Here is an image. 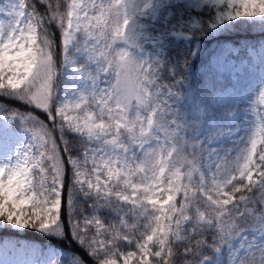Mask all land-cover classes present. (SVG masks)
<instances>
[{
    "label": "snow or ice",
    "instance_id": "obj_1",
    "mask_svg": "<svg viewBox=\"0 0 264 264\" xmlns=\"http://www.w3.org/2000/svg\"><path fill=\"white\" fill-rule=\"evenodd\" d=\"M204 2L215 12L190 22L197 40L225 21L264 17V0ZM150 7L19 0L7 13L14 22L0 23V116L32 136L15 164H0V226L63 231L71 171L68 230L96 264H209L242 231L264 227V60L245 135L234 138L228 126L205 131L214 110L232 119L239 102L229 105L231 94L221 92L209 104L187 86L196 49L159 54L162 33L143 27ZM251 70L241 61L236 75ZM105 209L115 219L105 222ZM248 247L235 264H264V251ZM27 251L35 264H55L43 249Z\"/></svg>",
    "mask_w": 264,
    "mask_h": 264
},
{
    "label": "rangeland",
    "instance_id": "obj_2",
    "mask_svg": "<svg viewBox=\"0 0 264 264\" xmlns=\"http://www.w3.org/2000/svg\"><path fill=\"white\" fill-rule=\"evenodd\" d=\"M150 3L151 7L149 8L147 15L143 18V27L146 30H149L153 23L164 24V29L168 32L170 37L182 40L183 42H189L192 40L189 31L195 29L190 26V22L193 19H200L206 15H213L215 12L214 6L205 3L204 0H150ZM182 7L188 11L184 15L180 12L181 10H184ZM13 8H19V0H0V9L4 10L3 13H0V23L7 26L14 22L13 16L7 15V13L12 11ZM190 10L195 14H191L192 12L190 13ZM173 13H177V20L174 18L172 20ZM241 18L248 20L264 19V17H239L218 24L216 28L211 30L218 31L225 23ZM159 42L160 40L157 41V44ZM156 51L161 54L157 47ZM236 52L237 47L232 43H221L215 48V51L208 59L209 65L214 71H216L213 77L215 80L221 82L223 77L229 76L232 78L235 75L236 68L241 62L236 63L229 57ZM247 56L250 58L249 67L252 71L255 70L256 72L252 73L253 77L250 79L246 93L243 95L230 86H225L216 93V95L221 92L230 93L229 104L233 100L244 101L241 109L238 106L239 111L234 114V118H219L220 122L223 120V126H228L234 129V138L244 136L252 121V116L247 108V104L248 101L252 100L254 94L260 88L262 83L259 75V68L261 61L264 60V41L249 46L247 49ZM242 62L246 64L245 60H242ZM69 72L70 69L65 67V76H68ZM58 96L67 98V94L64 92L63 88L58 90ZM12 122L13 121L6 119L0 120V164H15L23 151L32 143L31 135L23 129L14 128L13 125H11ZM215 122L217 123L218 120H215ZM207 125H210V123L208 122ZM232 142H235V139ZM232 142H228V145L226 144L225 146H230ZM240 143H242V141H240ZM69 174L72 176L71 171H69ZM27 230H32V228L21 229L11 226H0V232H5L8 235L7 239H3V241L0 242V246H3L4 249L3 255H0V260L5 259L8 264H35V261L38 260V258L31 256L27 251L28 247H32L45 250L47 253L51 254L55 262L59 255L62 254L61 248H56L47 243V241H44L46 248L41 247L42 244L39 240L35 241L22 236ZM250 244L259 250L264 251V246H262V244H264V227L261 228V230L250 229L242 231L239 236L231 241L230 245L222 246L219 251H216L209 264H235L236 259H239L246 252L251 251L248 247ZM123 247L125 248V251L133 250L130 249L131 246L129 244H125ZM92 259H94L93 256Z\"/></svg>",
    "mask_w": 264,
    "mask_h": 264
},
{
    "label": "trees",
    "instance_id": "obj_3",
    "mask_svg": "<svg viewBox=\"0 0 264 264\" xmlns=\"http://www.w3.org/2000/svg\"><path fill=\"white\" fill-rule=\"evenodd\" d=\"M38 7H42V5H38ZM182 9L184 8L182 7ZM180 12H182V14L184 15L188 11L184 9ZM189 12H192L191 14H195L191 10ZM177 13H173L172 20L173 18L177 20ZM262 24H264V19L248 20L245 18H241L235 21H230L229 23H225L223 27L218 31H213L210 29L206 35L200 36L198 40L195 36L191 35L192 40L189 42H183L182 40H177L170 37L168 35V32H166L164 29V24L153 23L151 28H149V30L147 31L149 34H151L152 32L162 33V37L158 39L160 40V42L156 47L161 52V54L168 57H180L188 55L192 49H196L195 54L191 58L190 66L187 70V86L196 90L205 100V102L210 104L212 98L216 95V93L225 86H230L237 92L244 95V93H246L247 91V86L250 82V79L253 77L252 73H255L256 71L251 70L250 72L239 77L236 75V73L232 78H230L229 76H225L220 82L213 78L216 71H214V69L209 65V56L215 51V48L219 46V44L232 43L235 47H237V52L231 54L229 58L233 59L236 63L245 60V65L250 66V58H248L247 56V49L249 48V46H253L254 44L256 45L264 41V28L261 27ZM196 31H199V29H191L189 33H193ZM159 44H163L162 49L158 47ZM57 67H60V62H58ZM0 99L4 98L0 97ZM237 101L239 102L238 106L241 109L243 107L244 101L233 100L231 103ZM5 103L12 108L19 107L25 111H32V109L27 104H24L19 100L10 99L6 100ZM229 105H226V107ZM4 107L5 104H0V110L4 109ZM36 112L40 116V118L43 119V113L39 110H36ZM219 118L222 119L219 111L214 110L213 114L210 115L209 119L205 122L204 130L211 131L214 127H218L221 125L223 126V120L222 122H220ZM3 119L4 118L0 116V120ZM215 120H218V122L216 123ZM208 122L210 123V125H207ZM11 125H13V127L16 129H23L29 135H31V133L27 129L20 127L18 123L12 122ZM72 197L73 192L71 190V176L68 171L66 173V199L62 202L61 208V218L65 225L64 230L40 232L36 229H32L27 230L24 237L35 241L39 240L42 244L41 247L43 248H46L44 245V241H49L50 244L56 248L60 247L62 250V254L59 255L58 259L55 261V264H96L95 259H92V256H90L89 253L85 250V246L79 243L73 235L74 230H68L71 226L70 221L73 215V206L71 203H69ZM77 199L80 198L77 197ZM81 203H83L82 200ZM102 215H104L105 222L115 219V216L109 213L107 209L102 211ZM250 229L253 228H247L245 230ZM257 230H261V228ZM7 236L8 235L5 232L0 233V242H2L3 239H7ZM130 246L131 248L134 247V245ZM214 253L215 252L211 253V258L213 257Z\"/></svg>",
    "mask_w": 264,
    "mask_h": 264
}]
</instances>
